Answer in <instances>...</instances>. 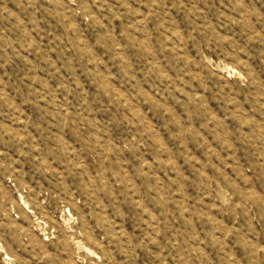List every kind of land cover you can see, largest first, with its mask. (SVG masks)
Returning <instances> with one entry per match:
<instances>
[{
    "label": "rangeland",
    "instance_id": "1",
    "mask_svg": "<svg viewBox=\"0 0 264 264\" xmlns=\"http://www.w3.org/2000/svg\"><path fill=\"white\" fill-rule=\"evenodd\" d=\"M0 264H264V0H0Z\"/></svg>",
    "mask_w": 264,
    "mask_h": 264
}]
</instances>
